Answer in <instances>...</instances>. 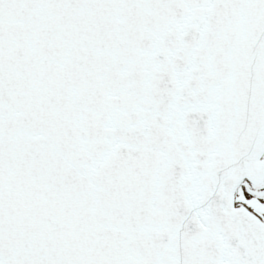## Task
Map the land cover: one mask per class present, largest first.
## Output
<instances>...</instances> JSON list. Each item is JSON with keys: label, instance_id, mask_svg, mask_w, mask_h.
Returning a JSON list of instances; mask_svg holds the SVG:
<instances>
[{"label": "snow or ice", "instance_id": "6c2138e0", "mask_svg": "<svg viewBox=\"0 0 264 264\" xmlns=\"http://www.w3.org/2000/svg\"><path fill=\"white\" fill-rule=\"evenodd\" d=\"M0 264H264V0H0Z\"/></svg>", "mask_w": 264, "mask_h": 264}]
</instances>
